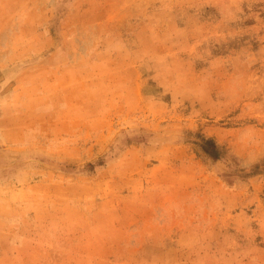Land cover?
Segmentation results:
<instances>
[{
  "label": "rangeland",
  "instance_id": "374dc122",
  "mask_svg": "<svg viewBox=\"0 0 264 264\" xmlns=\"http://www.w3.org/2000/svg\"><path fill=\"white\" fill-rule=\"evenodd\" d=\"M0 264H264V0H0Z\"/></svg>",
  "mask_w": 264,
  "mask_h": 264
},
{
  "label": "trees",
  "instance_id": "16d2710c",
  "mask_svg": "<svg viewBox=\"0 0 264 264\" xmlns=\"http://www.w3.org/2000/svg\"><path fill=\"white\" fill-rule=\"evenodd\" d=\"M200 141L197 142L201 150L208 156L214 159H220L223 157V152L220 146L212 138L205 136H199Z\"/></svg>",
  "mask_w": 264,
  "mask_h": 264
}]
</instances>
